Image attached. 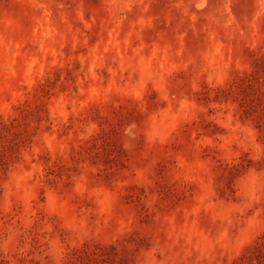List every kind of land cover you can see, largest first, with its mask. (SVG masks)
Returning <instances> with one entry per match:
<instances>
[{
    "label": "rangeland",
    "instance_id": "374dc122",
    "mask_svg": "<svg viewBox=\"0 0 264 264\" xmlns=\"http://www.w3.org/2000/svg\"><path fill=\"white\" fill-rule=\"evenodd\" d=\"M263 240L264 0H0V264Z\"/></svg>",
    "mask_w": 264,
    "mask_h": 264
},
{
    "label": "trees",
    "instance_id": "16d2710c",
    "mask_svg": "<svg viewBox=\"0 0 264 264\" xmlns=\"http://www.w3.org/2000/svg\"><path fill=\"white\" fill-rule=\"evenodd\" d=\"M256 248H261V247H264V240L262 242H257L256 245H255ZM253 260V259H251Z\"/></svg>",
    "mask_w": 264,
    "mask_h": 264
}]
</instances>
